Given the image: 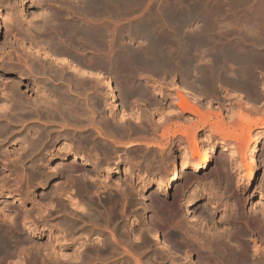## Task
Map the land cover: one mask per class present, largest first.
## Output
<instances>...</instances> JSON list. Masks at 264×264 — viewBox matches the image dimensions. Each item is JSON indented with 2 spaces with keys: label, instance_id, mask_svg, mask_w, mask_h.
I'll return each instance as SVG.
<instances>
[{
  "label": "rangeland",
  "instance_id": "1",
  "mask_svg": "<svg viewBox=\"0 0 264 264\" xmlns=\"http://www.w3.org/2000/svg\"><path fill=\"white\" fill-rule=\"evenodd\" d=\"M61 1L0 0V16H3L2 28L0 32V113L1 111L3 112V110L5 111L0 114V196L2 197H0V264H79L78 262H82L81 264H89L93 261L92 258H96L97 255L98 261L94 260L92 262L93 264H118V262H120L119 264H126L128 262V264H131L133 261L135 263L132 264H264V239H262V237L264 238V124L252 126L250 134H247L246 136V143L241 145V147H238V141L233 137V139H229L223 138L215 133L213 134L212 132L209 133L210 124L208 123H211L216 119L213 114L212 119L206 121L208 123L205 122L206 124H202V122H199L202 125L198 124L196 136L201 138L200 146L210 148L218 142L217 144L226 145L227 150L224 151L221 147L215 148L210 158V165L207 169L195 172L192 171L189 166L179 167V179L174 182L173 186L171 187H167L165 185L166 178L170 172L171 162L178 161V163H180L181 160L184 159V157L181 156V151H183V148L189 144V141L185 136L180 135L178 132H172L177 128H180L178 126L190 125L193 119H196L195 122H197L196 115H194L192 112L183 111L181 108L177 107L176 104L168 105L169 101L179 100L176 94L177 92L184 94L183 96H186V99L188 98V101L190 100L189 102L191 104H195L200 110L203 111H217L218 106L223 104L224 107L227 108V110H222L221 116L223 117V122L226 124L225 126L228 130H232L236 133L244 132L245 135L246 132L244 129H247L246 127L244 128V125L239 117L233 118L234 121H231L232 114L233 116L234 114L236 115V113H238V108H240L242 113L248 114V116L253 118V120H258L260 118L264 119V44L261 43L262 40L260 42L253 41L254 39L243 41V43L245 42L244 48L247 49L250 46L249 48L256 51L260 57L262 56L263 59H261L259 62L260 65L257 63L254 68L255 82L252 86H250L251 88L248 90L234 88V91H238L237 94L233 93L232 91H228L227 94H224L222 97L218 95V93L212 94L211 99H209L210 95H208L206 96L208 102L205 104L200 103L202 101L197 100L195 96H192V98L195 99H190V97L187 96V93L180 91L179 88L175 86L176 82L174 79V69L168 72V74H170L169 76L167 73H163V70H160V65H158L159 67H154L155 65L153 63H149L148 70H137L139 75L144 76L142 79H137V74L134 73L135 71L132 67L133 62L130 56L131 53H129V51L127 52L129 47L132 48L136 41L140 40V43L143 44L139 43V48L143 50L146 49V51L151 49L148 51L149 53L146 60L148 58L152 59L154 56H156V53H154L156 49L151 46L154 44V40L149 41L144 39V35L140 33L142 29H149L155 35H164L167 44L165 47L166 51L168 49H172L173 46L175 48L174 40L176 41L177 38L179 39V37H181V40H186V38H184L185 35L193 27H205L207 24L209 25L206 27L223 26L224 28L228 27L227 29H229V27L231 28V32L228 37H223V35H221L217 38V40H215L216 43H220H217L218 47L230 42L232 40L231 38L238 34L240 37H242V35H246L251 39L252 32L249 30L250 27H255V29L258 28L259 31L262 30V27H264V22L262 23L261 21L260 23V20L258 19L257 21L255 18L257 15H263L262 10L264 11V0H250L249 2L246 0L248 3L246 1L242 2L241 0H235L236 2H241L242 5L240 4V6L239 2L236 3L234 0H197L198 2L196 0H127L126 2L125 0L126 3L124 0H119L120 2L117 0V3H113L112 5L113 10L115 9V12H107L108 16L105 15L106 12L104 9H99L97 10L98 12H82L81 10L79 12H75L76 8L74 7V2L72 1L69 2L70 4H68L66 1L62 2L64 7L63 10L62 8L58 7V4L61 3ZM234 3L236 4L234 5ZM244 4L245 6H243ZM244 11H247V13ZM79 14L83 16L81 17ZM33 15L37 16L35 17ZM64 15L70 17L71 20L77 19L78 22L84 24L80 27H83V29L88 31V33L98 34V37L96 38L98 48L94 47L96 52L93 46L80 48L79 53L80 51L81 53L77 54L79 57L69 49L65 51L67 57L72 61H77V63H81L80 65L86 67L89 65L88 68L91 67L90 69L92 70V73H90V78L92 80L88 75L81 74L80 77L79 73L76 74L72 72L71 74V71H69L66 66H62L61 62L57 61H60V59H58V55L53 52L51 48H48L47 50L49 53L47 52L44 55V51L40 47L43 44V41H39V38L48 39L52 34L51 28L56 27V24L50 20L53 18V16H55L56 21L65 20L66 16L64 17ZM92 15L93 17H90ZM253 15L255 16L254 18L258 23L253 22L255 20ZM77 16H79L80 19ZM88 17L90 19L92 18V20H90ZM248 17L250 20L254 19L252 20V24L254 23L252 26L251 24L244 22ZM42 18H49V23L44 30H42L41 27H38L39 24L42 23ZM85 19H88L90 23H88L89 21ZM203 22H205V24ZM146 25L149 27L146 28ZM105 26L106 28L104 29ZM246 27H249L247 28L248 32H245ZM108 29L111 31V34L106 35V33L109 32ZM164 30L165 33L163 34ZM240 30L242 33L239 32ZM179 31L181 32L180 34H178ZM259 31L255 33L254 36L260 34L258 37H263L264 34H261L263 32L260 31L259 33ZM121 33L123 35H121ZM166 33L168 34L167 36H165ZM171 36L174 37L172 38ZM246 36L245 39L247 38ZM167 37L169 41L167 40ZM107 38L111 41L106 40ZM124 40L126 42L128 41V43L132 42L133 44L127 48L124 45ZM108 41L110 42L108 43ZM170 42L173 44L171 43L170 45ZM256 42L260 44L257 45ZM104 43H108L109 45ZM255 44L256 47L252 46ZM258 46H260V48ZM186 47L187 46L181 48L182 51L180 50L179 57L182 56L183 58L184 55H186L182 53L185 51ZM35 48L37 50L39 49V52ZM123 49H125V51ZM98 50L103 53H98ZM186 50H188V48ZM120 57L121 59H119ZM80 59L82 61H79ZM107 60H110L109 63H111L114 67L111 75L110 71L108 72V70L105 69V66L101 67L104 65L103 62H108ZM84 62L86 63L84 64ZM99 62H101V64H99ZM97 66L101 69H98ZM52 67L55 69H52ZM117 70L118 72L120 71L119 76H116ZM157 70L161 71L162 73L157 72ZM65 71L67 73H65ZM96 72L99 73L98 75H100L102 79H109L116 90L120 89L121 87H125L129 84V82L130 84L136 85L140 88L147 86L146 89H149V95L152 96L153 101H155L152 102L155 103L153 105L163 106L162 109L160 108L159 110H154L155 114H152L149 119L150 121H154L155 118H158V124L161 125L155 130L149 129L148 133L141 131V128L129 127V124L133 120L139 121L138 123L140 124L144 116L139 109V111L125 110L123 105L120 104V101L118 106H120L123 111L125 110L124 113H126L128 118L124 119V121L122 120L123 122L118 119L116 115V107L114 106V108H112V105L114 104L111 102L108 93H106L107 89L103 84V80L97 79V77H95L97 74ZM60 74L62 75L61 78L59 77ZM130 74L131 76H129ZM172 74H174V76ZM46 75H49L48 80ZM71 75H73V77ZM219 76L220 74H216L214 76V84L219 81L218 79H221ZM130 77L132 79H130ZM49 78H51L53 81ZM72 78L74 79L72 80ZM165 78L168 81H165ZM63 79L68 81L66 82ZM75 79H77V81H74ZM94 79H97V82L94 85V87L96 86V89L92 86L94 84ZM90 80L93 82V84L90 82ZM72 81L75 84L74 86ZM68 82H70L72 85H70ZM80 82L83 83L80 84ZM75 87L77 88L75 89ZM83 88L85 89L83 90ZM150 89H156L160 92H163V96L165 97L164 104L159 103L156 98L157 96H155L150 91ZM60 91L62 95L60 94ZM55 94L59 96H56ZM123 95H125V93L120 97H123ZM80 96H82V98ZM33 98L36 100H33ZM88 99L90 102L87 101ZM72 100H75L76 102L74 103ZM37 102H41V105L37 104ZM48 102L49 104H47ZM225 102H229V104L225 105ZM88 106L89 108H87ZM209 106L212 107L210 108ZM49 108H51V112L48 111ZM65 108L67 109L65 110ZM68 109L71 110L68 112ZM44 110H46V113ZM87 110L89 111L87 112ZM177 110H180V112ZM67 115H71L72 118ZM169 115L172 120L168 117ZM161 116H163V118H161ZM166 116L168 118H166ZM64 117H67L66 119L70 121H67L66 119L64 120ZM35 118H37V120ZM100 118H102V120ZM12 119L16 121L14 122ZM104 119L107 121V123ZM11 120L12 122H10ZM43 120L44 123H42ZM63 120L65 122L64 125H62L64 123ZM161 120L167 124L166 126L170 127H166L168 131L165 129V124ZM56 121L57 123L55 124ZM94 121L97 123V126L94 125ZM80 123L82 125H79ZM76 127L77 130L74 129ZM162 128L165 129V132L167 131L165 134L164 132L162 133V130L164 131ZM130 130H132V132H129ZM70 135H72L74 139ZM208 135L210 136L208 137ZM22 136H26L29 139L26 137L23 138ZM133 137H135V139H133ZM102 138L106 139L103 140ZM50 139H52V141ZM255 139H257L259 142V148L256 155L257 167L253 165V156L249 154L251 151V143ZM77 140L80 141L78 142L81 145L76 142ZM62 142L65 144L63 145ZM71 142L73 144H71ZM75 143L78 144L76 145ZM32 144L34 145L33 147ZM67 144H70L69 146H72L75 149L78 148L80 151L76 150L77 152H84L88 154V162L83 164L81 162L79 163V161L69 158L64 164L65 169L63 168L62 171L63 165L57 164L62 155L67 154L65 147ZM11 146L14 147V149ZM58 148L61 150H58ZM90 148L92 149L89 150ZM199 150L200 148H198V153ZM232 150L238 153V155L231 158L228 154ZM198 153L194 155L190 154L191 158H189V160L197 159L199 155ZM24 155L25 157L23 158ZM36 157L40 159L39 163H36L38 162V158ZM40 161L44 162L41 163ZM93 165L97 166V169H92ZM57 167L58 169H55ZM128 167L132 170L130 169L129 172H125L126 168L129 169ZM110 169H115L116 172L113 173V170ZM253 170L257 173V176L254 180H249L250 174ZM3 195L12 196L7 199L4 198ZM190 199L194 200L192 218H188V216L184 215L183 213V210L186 211V201ZM65 221L69 225H67ZM182 222L184 224H182ZM71 224L73 227L70 226ZM236 227L238 229H236ZM68 235L71 237L69 238ZM105 238H107V240ZM164 238H167L170 241V250L167 248L166 250L165 247H163L164 245L162 244L161 240ZM207 238L208 240H206ZM101 239L102 241H100ZM209 240L211 241L210 246L207 245ZM215 240L218 243H220L221 240H224L225 242L227 241L226 244L230 246L232 252L237 251V253H232L233 255L231 257L223 256V252L220 253L216 251L219 247L216 245L218 243H215ZM204 241L206 243L208 241V243L204 244ZM98 242H100V244ZM192 242H195V244L192 245ZM199 242L201 243L199 244ZM79 243L82 244L80 245ZM78 245L80 246L78 247ZM94 245L98 249L95 248ZM195 245L201 247H196L194 249L193 246ZM227 245L225 247L228 251ZM204 246H206V248H204ZM209 247L212 249H209ZM94 248L96 251H94ZM198 248L203 249L198 250ZM208 249L209 251H212V254L208 251ZM213 249L215 253L217 252L216 254L219 253L221 258L218 255L216 257ZM99 250L102 251L103 254L100 253ZM194 250H196V252H194ZM202 250L205 251L203 252ZM260 250L262 251L260 252ZM80 251H84V254ZM95 252L97 253L96 255ZM176 253H178L177 256ZM209 253L210 257H207L209 256ZM100 254L103 255V259L101 258ZM168 255L171 257L169 258ZM178 256H180L179 259ZM211 256L215 257L212 258ZM233 256H237L238 258ZM174 257L177 258L175 259ZM228 257L230 258L228 259ZM81 258L84 260L82 261ZM207 258L210 259L208 260ZM204 259H206V262ZM105 260L106 262H104Z\"/></svg>",
  "mask_w": 264,
  "mask_h": 264
},
{
  "label": "bare ground",
  "instance_id": "2",
  "mask_svg": "<svg viewBox=\"0 0 264 264\" xmlns=\"http://www.w3.org/2000/svg\"><path fill=\"white\" fill-rule=\"evenodd\" d=\"M61 0H59V2H60ZM67 2L68 4H70L69 2H74V7L76 8L75 9V12H79L80 10L82 11V12H84V11H97V10H99V9H104L105 10V12H106V16H108V14H107V12H112V11H114L113 10V3H117V0H64V1H61V3H59L58 4V7H60V8H62L63 10H64V7H63V5H62V2ZM119 1V0H118ZM197 1V0H196ZM199 1H201V0H199ZM235 1V0H234ZM237 1V0H236ZM235 1V2H236ZM242 2H244V1H246V0H241ZM250 0H248V2H249ZM256 1V0H255ZM262 1V0H261ZM120 2V1H119ZM124 2H125V0H124ZM123 2V3H124ZM126 2H127V0H126ZM125 2V3H126ZM192 2V1H191ZM198 2V1H197ZM222 2V1H221ZM228 2V1H227ZM226 2V3H227ZM239 2V1H238ZM238 2H236V3H238ZM247 2V1H246ZM247 2V3H248ZM44 3V2H43ZM53 3V2H52ZM201 3V2H200ZM236 3H234V5L236 4ZM247 3H245V4H247ZM263 3H264V1H263ZM121 4V3H120ZM240 4H241V2H239V6H240ZM245 4L243 5V6H245ZM127 5V4H126ZM135 5V4H134ZM223 5V4H222ZM242 5V4H241ZM115 6V5H114ZM117 6H118V4H117ZM190 6H191V4H190ZM196 6V5H195ZM200 6V5H199ZM203 6V5H202ZM255 6V5H254ZM125 7V6H124ZM123 7V8H124ZM205 7V6H204ZM221 7V6H220ZM235 7V6H234ZM238 7V6H237ZM262 7H263V4H262ZM197 8V7H196ZM200 8V7H199ZM241 8H243V7H241ZM204 9V8H203ZM103 10V11H104ZM118 10H120V9H118ZM218 10V9H217ZM221 10V9H220ZM226 10V9H225ZM240 10V9H239ZM245 10H246V8H245ZM69 11V10H68ZM72 11V10H71ZM173 11V10H172ZM224 11V10H223ZM241 11V10H240ZM247 11H248V9H247ZM247 11H244V12H246L247 13ZM48 12V11H47ZM74 12V11H73ZM98 12V11H97ZM99 12H101V11H99ZM115 12V11H114ZM117 12V11H116ZM119 12V11H118ZM179 12V11H178ZM177 12V13H178ZM222 12V11H221ZM262 12H263V15H257L256 17L253 15V18L255 17L256 19H257V21H258V19L260 20V23H261V21H262V23L264 22V11L262 10ZM44 13V12H43ZM90 13V12H89ZM102 13V12H101ZM170 13V12H169ZM198 13V12H197ZM226 13V12H225ZM249 13V12H248ZM49 14V13H48ZM74 14V13H73ZM94 14V13H93ZM100 14V13H99ZM116 14H119V13H116ZM185 14V13H184ZM242 14H243V12H242ZM38 15V14H37ZM37 15H33V16H37ZM40 15V14H39ZM68 15V14H67ZM72 15V14H71ZM70 15V16H71ZM80 16H81V14H79ZM41 16H42V14H41ZM66 15H64V17H65ZM83 16V15H82ZM81 16V17H82ZM112 16H114V15H112ZM182 16H184V15H182ZM206 16V15H205ZM252 16V15H251ZM251 16H250V18H251ZM39 17V16H38ZM43 17V16H42ZM46 17V16H45ZM47 17H49V16H47ZM59 17V16H58ZM62 17V16H61ZM76 17V16H75ZM78 18H79V16H77ZM90 17H93V15L92 16H90ZM96 17H97V15H96ZM95 17V18H96ZM175 17V16H174ZM89 18V17H88ZM184 18V17H183ZM204 18V17H203ZM254 18V19H255ZM38 19V18H37ZM80 19V18H79ZM90 19V18H89ZM139 19V18H138ZM149 19V18H148ZM186 19V18H185ZM194 19V18H193ZM192 19V20H193ZM247 19V20H246ZM245 20L246 21H244L245 23L247 22V24H251V26L256 22V19L254 20V19H249V17L248 18H246ZM250 21H249V20ZM85 20H87V21H89L88 19H85ZM84 20V21H85ZM90 20H92V18L90 19ZM140 20V19H139ZM142 20V19H141ZM169 20V19H168ZM195 20H196V18H195ZM194 20V21H195ZM198 20V19H197ZM201 20V19H200ZM235 20V19H234ZM240 20V19H239ZM238 20V21H239ZM252 20H254L253 22V24H252ZM2 21H3V16L1 15L0 16V32H1V28H2ZM50 21H52L54 24H56L55 26L56 27H53V28H51V32H52V34H51V36L48 38V39H45V38H39V41H43V44L40 46L41 47V49H43V53H44V55L48 52V48H51L52 49V51L53 52H55L57 55H58V59H60V61L59 60H57L58 62H61V64H62V66H66L68 69H69V71H71V74H72V72H74V73H79L80 74V77H81V74H83V75H88L89 76V78L91 77L90 76V73H92V70L90 69V68H88L89 67V65H87L88 67H86V66H82V65H80L79 63H77V61H72L70 58H68L67 57V55L65 54V51L66 50H71V51H73L76 55L79 53V50H80V48H82V47H86V46H93V48L95 47V48H98V46H97V43H96V38L98 37V34L96 33H88V31H86V30H84L83 29V27H80V26H83L84 24H82V23H80V22H78L77 21V19L76 20H71V18L70 17H67L66 16V18H65V20H57L56 21V18H55V16H53V18L50 20ZM55 21V22H54ZM105 21H107V20H105ZM104 21V22H105ZM146 21V20H145ZM148 21H150V20H148ZM202 21H204V20H202ZM99 22H100V20H99ZM141 22V21H140ZM243 22V21H242ZM249 22V23H248ZM251 22V23H250ZM30 23V22H29ZM49 23V18H42V23L41 24H39V26L38 27H41L42 28V30H44L45 29V27H47V24ZM88 23H90V21L88 22ZM103 23V22H102ZM115 23V22H114ZM204 24H205V22H203ZM209 23H211V22H209ZM256 23H258V22H256ZM259 23V24H260ZM143 24V23H142ZM147 24H148V22H147ZM150 24V23H149ZM159 24V23H158ZM202 24V23H201ZM211 24H214V23H211ZM227 24V23H226ZM192 25V24H191ZM196 25H198V24H196ZM209 24H207V25H205V27H193L191 30H189L188 31V33L185 35V37L184 38H186V40L185 39H183V40H181L180 38L181 37H179V39L177 38V40H179L180 41V43H179V50H181V48H183V47H185V46H187L186 47V49L188 48V50H186L185 49V51L184 52H182V53H184V54H186V55H184V57L182 58V56L181 57H179V53L180 52H178L179 50H177L176 48H178L177 47V45H176V42H175V40H174V42H173V40H172V42L174 43V45H175V48H174V46H173V48L172 49H168L167 51L165 50L166 48V38L164 37V35L163 36H161L160 34L159 35H155L153 32H151L149 29L147 30V29H142L141 31H140V33L142 34V35H144V39H147V40H154V44L153 45H151L154 49H156V51H154V53H156V56H154V58H148L149 60H147V62L148 61H151V62H149V63H153L154 65H155V67H156V65H157V67H159L158 65H160L161 67H162V70H163V73H167V75H169L170 76V74H168V72L169 71H171V70H177V67H178V69H179V67H180V69L182 68H184L185 70H187V71H191V70H195L194 68H192V67H196V69H197V71H198V67H199V63L200 62H204V64H205V66H206V68L205 67H203L202 66V68H205V69H208L207 67H210L211 69V72L212 73H210V75H211V78L213 79L214 78V76L216 75V74H220V78L221 79H218L219 81H217V82H219V83H222L223 81H224V79L222 78V77H224L225 78V76L228 74V75H235L234 76V78L233 79H235L236 80V84H239L242 88H245V89H250L251 87L250 86H252L253 84H254V82H255V79H254V68H255V66H256V64L258 63L259 65H260V61H261V59H262V56L260 57L259 56V54L256 52V51H254V50H251L249 47V50H248V48L246 49V48H244V43H243V41H246V40H253V41H261V43L262 44H264V27H262V30H260V31H262L263 33H261L262 35H263V37L261 36H259L258 37V35H260V34H257L256 36H254L255 35V33H257L258 31H259V29L257 30V29H255V27H250V31L252 32V34H251V36H252V38L250 39V38H248L246 35V39H245V36H243L242 35V37H240L239 36V34L238 35H234L235 37H233V38H231L230 40V42H228V43H226V44H224V45H222L221 47H218V45H215V40H217V38L218 37H220L221 35H223V37L224 36H226V37H228V35H230V32H231V28L229 27V29H227V28H224L223 26L221 27H206V26H208ZM222 25V24H221ZM237 25V24H236ZM89 26V25H88ZM107 26V25H106ZM106 26L104 27V29L106 28ZM147 26V25H146ZM151 26V25H150ZM156 26H157V24H156ZM201 26V25H200ZM211 26V25H210ZM93 27V26H92ZM149 26H147L146 28H148ZM153 27V26H152ZM98 28V27H97ZM108 28V27H107ZM151 28V27H150ZM159 28V27H158ZM171 28V27H170ZM178 28V27H177ZM238 28V27H237ZM236 28V29H237ZM247 28H249V27H246V30H245V32H248V29ZM87 29V28H86ZM89 29V28H88ZM136 29V28H135ZM239 29V28H238ZM240 29H241V27H240ZM102 30V29H101ZM113 30V29H112ZM152 30V29H151ZM154 30H155V28H154ZM157 30V29H156ZM161 30V29H160ZM104 31V30H103ZM110 33H109V32ZM108 31H106V32H108V33H106V35L108 34H111V31L108 29ZM115 31V30H114ZM127 31V30H126ZM158 31V30H157ZM157 31H156V33H157ZM243 31V30H242ZM260 31H259V33H260ZM116 32V31H115ZM128 32H130V31H128ZM174 32V31H173ZM235 32V31H234ZM239 32H241V30L239 31ZM244 32V31H243ZM244 32V33H245ZM29 33V32H28ZM117 33V32H116ZM165 33V30H164V32H163V34ZM181 32L179 31L178 32V34H180ZM184 33V32H183ZM242 33V32H241ZM103 34H105V33H103ZM237 34V33H236ZM26 35V34H25ZM106 35H104V36H106ZM121 35H123L122 33H121ZM120 35V36H121ZM168 34L166 33V35L165 36H167ZM113 36V35H112ZM111 36V37H112ZM161 36V37H160ZM184 36V35H183ZM30 37V36H29ZM100 37V36H99ZM123 37V36H122ZM126 37V36H125ZM170 37V36H169ZM172 37V36H171ZM174 37V36H173ZM172 37V38H173ZM225 37V38H226ZM106 38V37H105ZM131 38V37H130ZM141 38V37H140ZM7 39V38H6ZM122 39H124V38H122ZM133 39V38H132ZM171 39V38H170ZM106 40H110V39H106ZM167 40L169 41V39H168V37H167ZM33 41V40H32ZM111 41V40H110ZM110 41H108V43L110 42ZM125 41V40H124ZM136 41V40H135ZM135 41H134V43H135ZM140 41V40H139ZM139 41H138V43H139ZM142 41V40H141ZM194 41V42H193ZM195 41H198V42H203L202 44L203 45H205L204 44V42H208V43H206V44H209V43H212L211 44V46L212 45H214V47L216 48V49H219V50H221V51H223V53L221 52L220 53V51L218 50L217 52H218V55L215 53V56H214V60L213 61H211V60H209V59H205V56L203 55V56H199L198 54V56H196L195 54H194V52H193V45L194 44H192V43H195ZM105 42H107V41H105ZM113 42V41H112ZM123 42V41H122ZM137 42V41H136ZM144 42V41H143ZM172 42H170V45H171V43ZM192 42V43H191ZM222 42V41H221ZM248 42V41H247ZM102 43V42H101ZM108 43H104V44H108ZM145 43V42H144ZM172 43V44H173ZM217 43H219V42H217ZM250 43V42H249ZM257 43V45H259L258 44V42H256ZM99 44V43H98ZM128 44H130V43H128ZM140 44H142V43H140ZM220 44V43H219ZM252 44V43H251ZM109 45V44H108ZM131 45V44H130ZM135 45V44H134ZM139 45V44H138ZM169 45V44H168ZM169 45V46H170ZM183 45V46H182ZM185 45V46H184ZM200 45V44H199ZM249 45V44H248ZM102 46H105V45H102ZM114 46V45H113ZM168 46V47H169ZM252 46H254V47H256V44L255 45H252ZM263 46V45H262ZM23 47V46H22ZM30 47V46H29ZM112 47V46H111ZM135 47H138V46H136L135 45ZM145 47V46H144ZM259 48H260V46H258ZM95 48H94V50H95ZM104 48V47H103ZM106 48V47H105ZM130 48V47H129ZM146 48V47H145ZM196 48V47H195ZM203 48V47H202ZM253 48V47H252ZM27 49V48H26ZM30 49V48H29ZM36 49V48H35ZM44 49H46V50H44ZM90 49H92V48H90ZM100 49V48H99ZM107 49V48H106ZM110 49V48H109ZM141 51V53H140V56L141 57H144V58H147L148 57V51H150V50H148V51H146V49L145 50H143V49H141V48H139ZM149 49V48H148ZM203 49H205V48H203ZM37 50V49H36ZM36 50H34V51H36ZM39 50V49H38ZM37 50V51H38ZM124 51H125V49H123ZM133 50V49H132ZM196 50H197V48H196ZM199 50V49H198ZM200 50H202L201 48H200ZM256 50V49H255ZM99 51V50H98ZM97 51V52H98ZM102 51V50H101ZM114 51V50H113ZM131 50H129V52H130ZM182 51V50H181ZM260 51H261V49H260ZM39 52V51H38ZM41 52V51H40ZM95 52H96V50H95ZM105 52V51H104ZM128 52V51H127ZM127 52H126V54H127ZM49 53V52H48ZM80 53H81V51H80ZM79 53V54H80ZM98 53H103V52H98ZM135 53H136V51H135ZM151 53V52H150ZM168 53H170V54H168ZM73 54V53H72ZM97 55V54H96ZM106 55H107V53H106ZM132 55V54H131ZM130 55V56H131ZM263 55V54H262ZM19 56H21V55H19ZM78 56V55H77ZM93 56V55H92ZM108 56V55H107ZM112 56V55H111ZM129 56V57H130ZM136 56V55H135ZM210 56H212V55H210ZM220 56V57H219ZM45 57V56H44ZM48 57V56H47ZM79 57V56H78ZM91 57V56H90ZM113 57V56H112ZM127 57H128V55H127ZM134 57V56H133ZM194 57L196 58L197 57V60H196V62L195 61H193L194 60ZM206 57H207V55H206ZM219 57V58H218ZM43 58V57H42ZM49 58V57H48ZM93 58V57H92ZM100 58V57H99ZM110 58V57H109ZM136 58V57H135ZM180 58H182V59H180ZM207 58H209V57H207ZM212 58V57H211ZM23 59V58H22ZM50 59V58H49ZM53 59V58H52ZM57 59V58H56ZM83 59V58H82ZM98 59V58H97ZM101 59V58H100ZM107 59H108V57H107ZM116 59V58H115ZM119 59H121V57L119 58ZM118 59V60H119ZM213 59V58H212ZM264 59V58H263ZM262 59V60H263ZM86 60V59H85ZM111 60V59H110ZM110 60H107L108 62L110 61ZM134 60V59H133ZM133 60H132V62H133ZM137 60H138V58H137ZM137 60H135V61H137ZM56 61V60H55ZM79 61H82L81 59L79 60ZM96 61V60H95ZM98 61V60H97ZM119 61H121V60H119ZM123 61V60H122ZM140 61V60H139ZM138 61V62H139ZM143 61V60H142ZM141 61V62H142ZM51 62V61H50ZM101 62H103V61H101ZM101 62H99V64H101ZM195 62V63H194ZM198 62V63H197ZM211 62V63H210ZM52 63V62H51ZM86 62H84V64H85ZM104 63V62H103ZM113 63V62H112ZM140 63V62H139ZM43 64V63H42ZM53 64H54V62H53ZM52 64V65H53ZM98 64V63H97ZM105 64H107V63H105ZM105 64L103 65V66H101V65H99V66H101V67H104L105 66ZM111 63H109V65H110ZM138 64V63H137ZM209 64V65H208ZM51 65V66H52ZM57 65V64H56ZM60 65V64H59ZM58 65V66H59ZM108 65V66H109ZM135 65V64H134ZM143 65V64H142ZM142 65L140 66V67H142ZM61 66V65H60ZM60 66H59V68H60ZM108 66H107V68H108ZM139 66V65H138ZM262 66V65H261ZM25 67V66H24ZM44 67V66H43ZM137 67V66H136ZM153 67V66H152ZM40 68V67H39ZM46 68V67H45ZM44 68V69H45ZM51 68V67H50ZM57 68V67H56ZM97 68H98V66H97ZM201 68V67H200ZM199 68V69H200ZM214 68H218L220 71H223L224 73H227L225 76H223L222 74H221V72H219L218 71V69L215 71V70H213ZM43 69V70H44ZM52 69H55V68H53L52 67ZM63 69V68H62ZM61 69V70H62ZM93 69V68H92ZM98 69H101L100 67L98 68ZM137 69H138V67H137ZM140 69V68H139ZM30 70V69H29ZM58 70V69H57ZM64 70V69H63ZM67 70V69H66ZM103 70V69H102ZM110 70V69H109ZM109 70H108V72H109ZM111 70H112V68H111ZM110 70V71H111ZM155 70V69H154ZM159 70V69H158ZM157 70V71H158ZM161 70V69H160ZM184 70V71H185ZM263 70H264V68H263ZM50 71V70H49ZM53 71H55V70H53ZM99 71V70H98ZM144 71V70H143ZM203 71V70H202ZM257 71V70H256ZM19 72V71H18ZM37 72H39V71H37ZM57 72V71H56ZM62 72H64V71H62ZM95 72V71H94ZM100 72V71H99ZM107 72V73H108ZM141 72V71H140ZM146 72V71H145ZM183 72V71H182ZM206 72H208L207 70H206ZM31 73V72H30ZM41 73V72H40ZM65 73H67L66 71H65ZM97 73V72H96ZM95 73V74H96ZM135 73V72H134ZM157 73V72H156ZM155 73V74H156ZM159 73H160V71H159ZM162 73V72H161ZM258 73V72H257ZM52 74V73H51ZM63 74V73H62ZM95 74H91V75H95ZM99 73H97L96 74V76L95 77H97V79H102L101 77H100V75H98ZM139 74V73H138ZM138 74H137V77H139L138 76ZM153 74V73H152ZM177 74V73H176ZM188 75H189V73H187ZM207 74V73H206ZM21 75V74H20ZM54 75V74H53ZM56 75V74H55ZM58 75V74H57ZM75 75V74H74ZM110 75H111V73H110ZM145 75V74H144ZM162 75V74H161ZM166 75V76H167ZM173 76H174V74H172ZM185 75V74H184ZM227 75V76H228ZM35 76V75H34ZM38 76V75H37ZM41 76V75H40ZM47 76V80H48V76L49 75H46ZM61 74H60V78H61ZM72 77H73V75H71ZM129 76H131V74L129 75ZM133 76V75H132ZM135 76V75H134ZM141 76V75H140ZM152 76V75H151ZM179 76H182L181 74L179 75ZM179 76H177V77H179ZM218 76V75H217ZM222 76V77H221ZM226 76V77H227ZM257 76V75H256ZM55 77V76H54ZM64 77V76H63ZM62 77V78H63ZM86 77V76H85ZM94 77V78H95ZM144 77V76H143ZM162 77H164V76H162ZM185 77V76H184ZM199 77V76H198ZM218 77V78H219ZM45 78V77H44ZM59 78V79H60ZM75 78H76V76H75ZM82 78H84V77H82ZM87 78V77H86ZM106 78V77H105ZM131 78V77H130ZM142 78V77H141ZM154 78V77H153ZM171 78V77H170ZM179 78H181V77H179ZM187 78V77H186ZM193 78V77H192ZM191 78V79H192ZM201 78H202V76H201ZM231 77H229V79H230ZM256 78V77H255ZM49 79H51V78H49ZM74 78H72V80H73ZM79 79V78H78ZM91 79V78H90ZM97 79L95 80H93V82H94V84H93V82L90 80V82L93 84L92 86L94 87V85H95V83L97 82ZM132 79V78H131ZM162 79V78H161ZM164 79V78H163ZM177 79V78H176ZM184 78H183V76H182V78H181V80H183ZM190 79V78H189ZM194 79V78H193ZM195 79H196V77H195ZM198 79V78H197ZM207 79V78H206ZM232 79V80H233ZM52 80V79H51ZM63 80H65V79H63ZM83 80V79H82ZM81 80V81H82ZM103 80V84H104V86L106 87V89H107V92L106 93H108V96H109V98H110V100H111V102L114 104V105H112L113 107L112 108H114V106L116 107V115H117V117H118V119H120L121 121L123 120L124 121V119H126V118H128L127 117V115H126V113H124V111L122 110V108L120 107V106H118L119 105V98H118V92H117V90H116V88L114 87V85L113 84H111V82L109 81V79H102ZM135 80H136V78H135ZM144 80H146V79H144ZM179 80V79H178ZM228 80V79H227ZM53 81V80H52ZM59 81H61V80H59ZM66 81V80H65ZM68 81V80H67ZM66 81V82H67ZM74 81H77V79H75ZM165 81H168V80H166V78H165ZM187 81V80H186ZM226 81V80H225ZM225 81L223 82V84L225 83ZM231 81V80H230ZM45 82V81H44ZM48 82V81H47ZM71 82V81H70ZM70 82H68L69 84H70ZM73 82V81H72ZM79 82V81H78ZM77 82V83H78ZM86 82V81H85ZM99 82V81H98ZM102 82V81H101ZM128 82V81H127ZM145 82V81H144ZM158 82V81H157ZM177 82V81H176ZM183 82V81H182ZM185 82V81H184ZM194 82V81H193ZM199 82V81H198ZM216 82V81H215ZM232 82H234V81H231V82H229V84H231ZM57 83V82H56ZM62 83V82H61ZM65 83V82H64ZM76 83V84H77ZM81 83H83V82H80V84ZM88 83V82H87ZM143 83V82H142ZM187 83H188V81H187ZM191 83V82H190ZM227 84H228V81L226 82ZM225 83V85L226 86H228L227 88H229L230 86H229V84L227 85ZM19 84V83H18ZM86 84V83H85ZM89 84V83H88ZM123 84V83H122ZM129 84H130V82H129ZM141 84V83H140ZM151 84V83H150ZM171 84V83H170ZM189 84V83H188ZM196 84V83H195ZM204 84V83H203ZM212 84H214V83H212ZM234 83H232V85H233ZM16 85V84H15ZM32 85V84H31ZM53 85V84H52ZM65 85V84H64ZM70 85H72V84H70ZM75 84H74V82H73V86H74ZM79 85V84H78ZM83 85V84H82ZM87 85V84H86ZM138 85V84H137ZM148 85V84H147ZM200 85H201V82H200ZM35 86V85H34ZM37 86V85H36ZM72 86V87H73ZM91 86V87H92ZM97 86H98V84H97ZM126 86H128V85H126ZM125 86V87H126ZM131 86V85H130ZM176 86V85H175ZM182 86V88H183V91L184 90H188V87L186 86V85H184V84H182L181 85ZM180 86V87H181ZM17 87V86H16ZM32 87H33V85H32ZM81 87H83V86H81ZM96 87V86H95ZM94 87V88H95ZM147 87V86H146ZM146 87H144L145 88V90H146ZM173 87V86H172ZM178 87V86H177ZM191 87V86H190ZM193 87H195V86H193ZM192 87V88H193ZM212 87V86H211ZM220 87V86H219ZM223 87V86H222ZM234 87H236V88H240V87H237V85L235 86L234 85ZM42 88H44V87H42ZM55 88V87H54ZM71 88V87H70ZM74 88V87H73ZM77 87H75V89H76ZM79 88V87H78ZM86 88H87V86H86ZM93 88V89H94ZM131 88V87H130ZM152 88V87H151ZM154 88V87H153ZM174 88H176V87H174ZM181 88V89H182ZM192 88H190V90L192 89ZM215 88V87H214ZM231 88V87H230ZM62 89H63V87H62ZM61 89V90H62ZM68 90H70L69 88H67ZM85 88H83V90H84ZM88 89V88H87ZM86 89V90H87ZM96 89V88H95ZM121 89V88H120ZM204 89V88H203ZM218 89V88H217ZM60 90V89H59ZM85 90V91H86ZM154 90H156V89H154ZM161 90V89H160ZM194 89H192V91H193ZM210 90H211V88H210ZM226 90V89H225ZM231 90V89H230ZM236 90V89H235ZM24 91V90H23ZM34 91V90H33ZM48 91V90H47ZM58 91V90H57ZM63 91V90H62ZM191 91V92H192ZM201 91V90H200ZM209 91V90H208ZM243 91V90H242ZM41 92V91H40ZM45 92V91H44ZM127 92V91H126ZM129 92H132V90L131 91H129ZM155 92V91H154ZM188 92V91H187ZM186 92V93H187ZM235 92H237L238 93V91H235ZM43 93V92H42ZM46 93V92H45ZM51 93H52V91H51ZM70 93V92H69ZM86 93V92H85ZM138 93V92H137ZM145 93V92H144ZM160 93H162V92H160ZM166 93V92H165ZM195 93V92H194ZM200 93V92H199ZM209 93V92H208ZM207 93V94H208ZM214 93V92H213ZM29 94V93H28ZM59 94V93H58ZM60 94H61V91H60ZM123 94V93H122ZM135 94V93H134ZM156 94V93H155ZM192 94H193V92H192ZM242 94V93H241ZM244 94V93H243ZM250 94V93H249ZM53 95V94H52ZM56 95V94H55ZM54 95V96H55ZM62 95V94H61ZM82 95V94H81ZM164 95H166V94H164ZM168 95H170V94H168ZM174 95V94H173ZM173 95H171V96H173ZM184 94H180L179 92H178V94H177V96H178V98H179V100H175L174 102H173V104H176L177 105V107H179V108H181V110H183V111H190V112H192L194 115H196V118H197V122H195V120L193 119L192 120V123L190 124V125H181V124H183V123H181L180 125L181 126H178V127H180V128H177L175 131H171L172 133H180V135H183V136H185L186 138H187V140L189 141V144H188V146H186V147H184L183 148V151H181L182 153H181V156L182 157H184V159H182L181 160V162L180 163H178V161H172L171 162V164H170V172H169V175H168V177L166 178V181H165V185L167 186V187H171V186H173V184H174V182H176L178 179H179V167H186V166H189V168L192 170V171H195V172H197V171H200V170H203V169H207L208 167H209V165H210V158H211V156H212V153L214 152V149L215 148H217V147H221V148H223V150L225 151V150H227L226 148V145H224V144H215V145H213V146H211L210 148H205V147H202V146H200V139L201 138H199V137H197L196 136V129H197V127H198V124H200L199 122H202V124H204L206 121H208L209 119H212V114L216 117V119L213 121V122H206V123H208V124H210V132L209 133H215V134H217V135H220L221 137H223V138H231V139H233V138H235L237 141H238V147H241V145H243V144H245L246 143V140H247V134L249 135L250 134V132H251V128H252V126H258V125H262V124H264V119H262V118H260V119H258V120H253V118H251L250 116H248V114H245V113H242L241 112V110H240V108H238V113H236V115L234 114V116H233V114H232V116H231V121H234V119L233 118H240L241 119V122L243 123V125H244V128L246 127L247 129H244L245 130V132H246V134L244 135V132H239V133H236V132H234V131H232V130H228L227 128H226V124L223 122V117L221 116L222 115V110H227V108L226 107H224V105L223 104H221L220 106H218V110L217 111H209V112H207V111H203V110H200L195 104H191L189 101H188V98L186 99V96H183ZM208 95H210V93L208 94ZM220 95V94H219ZM32 96V95H31ZM44 96V95H43ZM56 96H59V95H56ZM78 96V95H77ZM162 96H163V94H162ZM188 96V95H187ZM191 96V95H190ZM193 96V95H192ZM196 96V95H195ZM216 96V95H215ZM221 96V95H220ZM45 97V96H44ZM62 97V96H61ZM64 97V96H63ZM79 97V96H78ZM81 98H82V96H80ZM138 97V96H137ZM140 97V96H139ZM152 97V96H151ZM154 97V96H153ZM169 97V96H168ZM200 97H201V95H200ZM32 98V97H31ZM60 98V97H59ZM58 98V99H59ZM94 98V97H93ZM165 98V97H164ZM163 98V99H164ZM172 98V97H171ZM215 98V97H214ZM221 98V97H220ZM57 99V98H56ZM143 99V98H142ZM147 99V98H146ZM175 99V98H174ZM191 99V98H190ZM195 99V98H194ZM209 99H211V95H210V98ZM33 100H36V99H34L33 98ZM33 100H31V101H33ZM69 100V99H68ZM71 100V99H70ZM206 100H207V98H206ZM19 101V100H18ZM74 103L76 102L75 100H72ZM87 101H89V99L87 100ZM93 101H94V99H93ZM96 101V100H95ZM139 101V100H138ZM137 101V102H138ZM162 101V100H161ZM210 101V100H209ZM219 101H220V99H219ZM218 101V102H219ZM223 101V100H222ZM45 102V101H44ZM69 102V101H68ZM90 102V101H89ZM126 102H127V100H126ZM152 102H155V101H152ZM165 102V101H164ZM208 102V101H207ZM221 102V101H220ZM34 103V102H33ZM41 103V102H40ZM40 103H38L37 102V104H40ZM51 103H53V102H51ZM70 103V102H69ZM94 103V102H93ZM111 103V104H112ZM150 103V102H149ZM160 103V102H159ZM193 103V102H192ZM223 103V102H222ZM47 104H49V102L47 103ZM64 104H65V102H64ZM64 104H61V105H64ZM73 104V103H72ZM88 104V103H87ZM108 104V103H107ZM121 104V103H120ZM137 104V103H136ZM140 104V103H139ZM152 104H155V103H152ZM208 104V103H207ZM210 104V103H209ZM219 104V103H218ZM41 105V104H40ZM46 105V104H45ZM56 105V104H55ZM54 105V106H55ZM60 105V104H59ZM75 105V104H74ZM77 105H78V103H77ZM106 105V104H105ZM109 105V104H108ZM175 105V106H176ZM201 105V104H200ZM26 106V105H25ZM37 106V105H36ZM47 106V105H46ZM49 106H51V105H49ZM202 106V105H201ZM206 106V105H205ZM29 107V106H28ZM65 107V106H64ZM67 107V106H66ZM90 107H92V106H90ZM104 107V106H103ZM156 107V106H155ZM154 107V108H155ZM161 107V106H160ZM207 107V106H206ZM210 107V106H209ZM212 107V106H211ZM210 107V108H211ZM45 108V107H44ZM68 108V107H67ZM67 108H65V110L67 109ZM70 108H71V106H70ZM87 108H89V106L87 107ZM108 108V107H107ZM110 108V107H109ZM136 108V107H135ZM143 108V107H142ZM151 108V107H150ZM209 108V109H210ZM28 109V108H27ZM38 109H40V108H38ZM42 109H43V107H42ZM62 109H64V108H62ZM95 109H96V107H95ZM160 109V108H159ZM203 109V108H202ZM236 109V108H235ZM20 110V109H19ZM71 110V109H70ZM69 109H68V112L70 111ZM84 110V109H83ZM91 110V109H90ZM111 110V109H110ZM115 110V109H114ZM138 110V109H137ZM149 110V109H148ZM165 110V109H164ZM205 110V109H204ZM210 110H212V109H210ZM45 111V113H46V110H44ZM48 111L49 112H51V108H49L48 109ZM62 111H64V110H62ZM89 110H87V112H88ZM139 111V110H138ZM145 111V110H144ZM166 111V110H165ZM168 111H171V110H168ZM180 111V110H179ZM254 111H257V110H254ZM3 112H5L4 110H3ZM2 111H1V113L0 114H2L3 113ZM59 112V111H58ZM60 112H61V110H60ZM66 112V111H65ZM84 112V111H83ZM82 112V113H83ZM91 112V111H90ZM113 112V111H112ZM147 112V111H146ZM235 112V111H234ZM37 113V112H36ZM73 113V112H72ZM81 113V112H80ZM114 113H115V111H114ZM140 113V112H139ZM157 113V112H156ZM166 113V112H165ZM7 114H9V113H7ZM7 114H5V115H7ZM40 114V113H39ZM61 114H63V113H61ZM60 114V115H61ZM76 115H78L77 113H75ZM127 114H129V113H127ZM145 114V113H144ZM147 114V113H146ZM145 114V115H146ZM164 114V113H163ZM171 114V113H170ZM59 115V116H60ZM139 115V114H138ZM150 115V114H149ZM148 115V116H149ZM166 115V114H165ZM2 116V115H1ZM66 116V115H65ZM67 116H69V115H67ZM79 116H80V114H79ZM85 116V115H84ZM147 116V115H146ZM174 116V115H173ZM183 116V115H182ZM3 117V116H2ZM9 117V116H8ZM12 117V116H11ZM10 117V118H11ZM33 117V116H32ZM38 117H39V115H38ZM69 117H71V115L69 116ZM96 117V116H95ZM116 117V116H115ZM151 117V116H150ZM149 117V118H150ZM169 118H170V115L168 116ZM167 116H166V118H168ZM191 117V116H190ZM9 118V119H10ZM52 118V117H51ZM67 117H64V120L66 119ZM72 118V117H71ZM103 118V117H102ZM102 118H100L101 120H102ZM136 118V117H135ZM161 118H163V116H161ZM176 118V117H175ZM184 118V117H183ZM193 118V117H192ZM34 119V118H33ZM33 119H31V120H33ZM36 120H37V118H35ZM47 119V118H46ZM80 119V118H79ZM84 119V118H83ZM100 119H98V120H100ZM115 119V118H114ZM153 119V118H152ZM171 119V118H170ZM187 119V118H186ZM191 119V118H190ZM13 121H14V119H12ZM12 120L10 121V122H12ZM29 120V119H28ZM39 120V119H38ZM49 120V119H48ZM52 120V119H51ZM59 120V119H58ZM64 120H63V122H64ZM67 120V119H66ZM96 120V119H95ZM100 120V121H101ZM105 120V119H104ZM111 120V119H110ZM130 120V119H129ZM144 120V119H143ZM148 121H149V119H147ZM172 120V119H171ZM16 121V120H15ZM14 121V122H15ZM54 121V120H53ZM67 121H70V120H67ZM66 121V122H67ZM71 121H72V119H71ZM83 121V120H82ZM106 121V120H105ZM105 121H104V123H105ZM122 121V122H123ZM134 121V120H133ZM153 121V120H152ZM152 121H150V122H152ZM162 121V120H161ZM185 121V120H184ZM188 121V120H187ZM9 122V123H10ZM13 122V123H14ZM47 122V121H46ZM51 122V121H50ZM59 122V121H58ZM75 122V121H74ZM92 122V121H91ZM111 122V121H110ZM114 122V121H113ZM120 122V121H119ZM126 122V121H125ZM129 122V121H128ZM159 122V121H158ZM162 122H164V121H162ZM167 122H169V121H167ZM171 122V121H170ZM193 122H195V123H193ZM23 123V122H22ZM42 123H44V120H43V122ZM57 123V121L55 122V124ZM62 123V122H61ZM77 123V122H76ZM94 123H95V121H94ZM93 123V124H94ZM106 123H107V121H106ZM115 123V122H114ZM205 123V124H206ZM46 124H48V123H46ZM51 124V123H50ZM65 124V122L62 124V125H64ZM67 124V123H66ZM70 124V123H69ZM75 124V123H74ZM89 124V123H88ZM154 124H155V122H154ZM157 125H154V126H159L158 125V123H156ZM164 124H165V122H164ZM202 124H200V125H202ZM24 125V124H23ZM54 125V124H53ZM52 125V126H53ZM79 125H82L81 123L79 124ZM84 125V124H83ZM86 125V124H85ZM94 125H96L97 126V123H95ZM104 125V124H103ZM106 125V124H105ZM112 125V124H111ZM115 125V124H114ZM117 125H118V123H117ZM123 125H125V124H123ZM161 125V124H160ZM167 124H165V129H166V127H168V126H166ZM73 126H75V125H73ZM78 126V125H77ZM113 126V125H112ZM81 127V126H80ZM151 127V126H150ZM200 127V126H199ZM260 127V126H259ZM21 128V127H20ZM34 128V127H33ZM45 128V127H44ZM93 128V127H92ZM107 128V127H106ZM123 128V127H122ZM161 128V127H160ZM168 128H170V127H168ZM46 129H48V128H46ZM55 129V128H54ZM74 129H76L77 130V127L76 128H74ZM89 129H91V128H89ZM125 129V128H124ZM162 129H164V128H162ZM165 129H164V131L162 130V133L164 132V134L168 131L167 129V131L165 132ZM174 129V128H173ZM261 129V128H260ZM263 129V128H262ZM20 130V129H19ZM58 130V129H57ZM106 130V129H105ZM143 130H144V128H143ZM152 130H155V128H153ZM243 130V131H244ZM48 131V130H47ZM56 131V130H55ZM73 131H75V130H73ZM101 131H103V130H101ZM108 131V130H107ZM107 131H105V132H107ZM122 131H123V129H122ZM4 132V131H3ZM33 132V131H32ZM51 132V131H50ZM90 132H91V130H90ZM109 132V131H108ZM113 132V131H112ZM148 132V131H147ZM151 132V131H150ZM170 132V131H169ZM259 132H260V130H259ZM2 133V132H1ZM52 133V132H51ZM59 133V132H58ZM69 133V132H68ZM67 133V134H68ZM87 133V132H86ZM97 133V132H96ZM115 133V132H114ZM123 133H124V131H123ZM128 133V132H127ZM145 133V132H144ZM161 133V134H162ZM64 134V133H63ZM66 134V133H65ZM90 134V133H89ZM103 134V133H102ZM151 134V133H150ZM156 134V133H155ZM208 134V133H207ZM6 135V134H5ZM22 135V134H21ZM31 135V134H30ZM83 135V134H82ZM81 135V136H82ZM84 135H85V133H84ZM83 135V136H84ZM113 135V134H112ZM117 135V134H116ZM135 135V134H134ZM154 135V134H153ZM172 135V134H171ZM174 135V134H173ZM179 135V134H178ZM197 135H199V134H197ZM2 136V135H1ZM7 136V135H6ZM73 139H74V137L72 136V135H70ZM115 136V135H114ZM137 136V135H136ZM135 136V137H136ZM210 135H208V137H209ZM256 136V135H255ZM23 137V136H22ZM26 136H24L23 138H25ZM56 137V136H55ZM55 137H53V138H55ZM86 137V136H85ZM91 137H92V135H91ZM97 137V136H96ZM108 137V136H107ZM135 137H133V139H135ZM153 137V136H152ZM169 137V136H168ZM233 137V138H232ZM4 138H5V136H4ZM27 138V137H26ZM90 138V137H89ZM101 138V137H100ZM139 138V137H138ZM145 138H147V137H145ZM27 139H29V138H27ZM42 139H44V138H42ZM103 139V138H102ZM104 139H106V138H104ZM103 139V140H104ZM111 139V138H110ZM137 139V138H136ZM15 140V139H14ZM51 141H52V139H50ZM57 140V139H56ZM93 140V139H92ZM91 140V141H92ZM101 140V139H100ZM102 140V141H103ZM225 140V139H224ZM45 141V140H44ZM75 141V140H74ZM79 140H77L76 142H78ZM82 141V140H81ZM91 141H89V142H91ZM107 141V140H106ZM109 141V140H108ZM30 142V141H29ZM32 142V141H31ZM59 142V141H58ZM57 142V143H58ZM80 142V141H79ZM78 142V143H79ZM85 142V141H84ZM213 142H215V141H213ZM0 143H1V141H0ZM17 143V142H16ZM34 143V142H33ZM69 143V142H68ZM78 143H75L76 145L78 144ZM82 143V142H81ZM96 143V142H95ZM113 143H114V140H113ZM222 143V142H221ZM25 144V143H24ZM27 144V143H26ZM62 144H63V142H62ZM65 144V143H64ZM63 144V145H64ZM71 144H73L72 142H71ZM80 144V143H79ZM98 144V143H97ZM104 144V143H103ZM112 144V143H111ZM110 144V145H111ZM18 145V144H17ZM17 145H15V146H17ZM30 145V144H29ZM70 144H67L65 147H66V152H67V154H65V155H62V157L60 158V160H58L59 162H58V164L57 165H63V167H62V171H63V168H64V164L66 163V161L70 158V159H73V160H76V161H79V163L81 162V163H83V164H85L86 162H88V154H86V153H84V152H77L76 150H78V146L76 147L77 149H75V148H73L72 146H69ZM81 145V144H80ZM96 145V144H95ZM105 145V144H104ZM125 145V144H124ZM240 145V146H239ZM25 146H27V145H25ZM34 145L32 144V147H33ZM74 146V145H73ZM84 146V145H83ZM100 146V145H99ZM115 146H117V145H115ZM114 146V147H115ZM12 147V146H11ZM31 147V146H30ZM75 147V146H74ZM81 147V146H80ZM90 147V146H89ZM104 147V146H103ZM106 147V146H105ZM236 147V146H235ZM13 149H14V147H12ZM29 148V147H28ZM40 148V147H39ZM86 148V147H85ZM198 148H200V150H199V153H198ZM258 148H259V142H258V140L257 139H255V140H253V142L251 143V148H250V155L251 156H253L252 157V163H253V165H255V167H257V162H256V155H257V152H258ZM10 149V148H9ZM36 149V148H35ZM60 148H58V150H59ZM81 149H82V147H81ZM92 148H90L89 150H91ZM234 149V148H233ZM11 150V149H10ZM57 150V151H58ZM61 150V149H60ZM64 150V149H63ZM78 151H80V150H78ZM81 151H83V150H81ZM86 151H88V150H86ZM229 151V150H228ZM6 152V151H5ZM19 152V151H18ZM61 152V151H60ZM91 152V151H90ZM89 152V153H90ZM112 152V151H111ZM114 152V151H113ZM28 153V152H27ZM32 153V152H31ZM199 154L198 155V158L197 159H193V160H189V158H191L190 157V154ZM9 154V153H8ZM94 154V153H93ZM13 155V154H12ZM35 155V154H34ZM50 155V154H49ZM231 158L232 157H235V156H237L238 155V153H236L235 151H231V152H229V154H228ZM11 156V155H10ZM14 157H16L15 155H13ZM12 156V157H13ZM18 156V155H17ZM19 156H21V155H19ZM28 156V155H27ZM117 156V155H116ZM13 157V158H14ZM22 157V156H21ZM25 157V155L23 156V158ZM29 157V156H28ZM27 157V158H28ZM40 157V156H39ZM255 157V158H254ZM17 158V157H16ZM35 158V157H34ZM36 158H38V157H36ZM131 158V157H130ZM187 158H188V160H187ZM21 159V158H20ZM31 159V158H30ZM29 159V160H30ZM91 159V158H90ZM122 159V158H121ZM128 159V158H127ZM38 160V162H36V163H39V158L37 159ZM43 160V159H42ZM46 160V159H45ZM134 160V159H133ZM132 160V161H133ZM141 160V159H140ZM47 161V160H46ZM41 162V161H40ZM44 162V161H43ZM43 162H41V163H43ZM25 163V162H24ZM35 163V164H36ZM92 163V162H91ZM95 163V162H94ZM34 164V165H35ZM135 164V163H134ZM37 165V164H36ZM43 165V164H42ZM41 165V166H42ZM31 166V165H30ZM59 167V166H58ZM58 167L57 168H55V169H58ZM93 168L92 169H97V166H92ZM75 168V167H74ZM129 168V167H128ZM20 169H22V168H20ZM25 169V168H24ZM32 169V168H31ZM34 169V168H33ZM65 169V168H64ZM99 169V168H98ZM130 169L131 168H129V169H127L126 168V170H125V172H129L130 171ZM40 170V169H39ZM110 170H113V173H115L116 171H115V169H110ZM124 170V169H123ZM132 170V169H131ZM22 171V170H21ZM57 171V170H56ZM59 171V170H58ZM67 171V170H66ZM69 171H70V169H69ZM25 172V171H24ZM68 172V171H67ZM111 172V171H110ZM29 173V172H28ZM36 173H38V172H36ZM35 173V174H36ZM72 173V172H71ZM131 173V172H130ZM35 174H33V175H35ZM60 174H61V172H60ZM65 174V173H64ZM18 175V174H17ZM256 176H257V173L253 170L252 171V173L250 174V177H249V180H254L255 178H256ZM101 177V176H100ZM16 181V180H15ZM57 181V180H56ZM94 181V180H93ZM73 182V181H72ZM92 182V181H91ZM119 182V181H118ZM45 183V182H44ZM95 183H96V181H95ZM116 184V183H115ZM159 184V183H158ZM58 185V184H57ZM65 185V184H64ZM122 185V184H121ZM56 186V185H55ZM60 186V185H59ZM97 186V185H96ZM118 186V185H117ZM50 187V186H49ZM122 187V186H121ZM54 188V187H53ZM52 188V189H53ZM56 188V187H55ZM62 188H63V186H62ZM159 188V187H158ZM56 189H58V188H56ZM60 189V188H59ZM91 189V188H90ZM54 190V189H53ZM101 190V189H100ZM48 191V190H47ZM55 191V190H54ZM64 191H65V189H64ZM104 191V190H103ZM42 192V191H41ZM53 192V191H52ZM60 192V191H59ZM90 194V193H89ZM120 194V193H119ZM39 195V194H38ZM12 196V195H11ZM11 196H7V195H3V197L4 198H7V199H9V197H11ZM1 197V196H0ZM2 198V197H1ZM52 198V197H51ZM11 199V198H10ZM128 202V201H127ZM123 203H124V201H123ZM133 203V202H132ZM88 204V203H87ZM74 205V204H73ZM193 205H194V200H192V199H190V200H188V201H186V211H184L183 210V213H184V215H186V216H188V218L189 217H191L192 218V216H193ZM26 207V206H25ZM49 207H50V205H49ZM79 207V206H78ZM82 207V206H81ZM124 207V206H123ZM158 207V206H157ZM59 208V207H58ZM150 208V207H149ZM30 209V208H29ZM151 209V208H150ZM39 210V209H38ZM82 211V210H81ZM93 211V210H92ZM72 212V211H71ZM158 212V211H157ZM69 213V212H68ZM87 213V212H86ZM90 213V212H89ZM88 213V214H89ZM73 214V213H72ZM71 214V215H72ZM37 215V214H36ZM75 215V214H74ZM91 215V214H90ZM165 215V214H164ZM53 216V215H52ZM79 216H80V214H79ZM86 216V215H85ZM93 216V215H92ZM66 217V216H65ZM87 217V216H86ZM184 217V216H183ZM204 217V216H203ZM27 218V217H26ZM35 218V217H34ZM52 218V217H51ZM158 218V217H157ZM187 218V217H186ZM224 218V217H223ZM229 218V217H228ZM63 219V218H62ZM67 219V218H66ZM89 219V218H88ZM94 219H95V217H94ZM97 219H98V217H97ZM71 220V219H70ZM69 220V221H70ZM90 220V219H89ZM91 220H92V218H91ZM195 220V219H194ZM225 220V219H224ZM2 221V220H1ZM62 221V220H61ZM67 221V220H66ZM66 221H65V223H66ZM78 221V220H77ZM84 221V220H83ZM185 221V220H184ZM183 221V222H184ZM189 221V220H188ZM235 221V220H234ZM93 222V221H92ZM95 222V221H94ZM182 222V224H184ZM232 222V221H231ZM259 222V221H258ZM61 223V222H60ZM186 223V222H185ZM261 223V222H260ZM56 224V223H55ZM62 224H63V222H62ZM67 224V223H66ZM78 224V223H77ZM88 224H89V221H88ZM187 224H189V223H187ZM206 224V223H205ZM58 225V224H57ZM65 225V224H64ZM67 225H69V224H67ZM80 225V224H79ZM191 225V224H190ZM62 226V225H61ZM70 226H72L73 227V225L71 224ZM78 226V225H77ZM88 226V225H87ZM196 226V225H195ZM71 227V228H72ZM79 227V226H78ZM84 227V226H83ZM95 227V226H94ZM185 227V226H184ZM193 227V226H192ZM201 227V226H200ZM209 227V226H208ZM207 227V228H208ZM226 227V226H225ZM238 227V226H237ZM236 227V229H238ZM68 229V228H67ZM209 229H211V228H209ZM209 229H206V230H209ZM240 229V228H239ZM256 229V228H255ZM254 229V230H255ZM74 230V229H73ZM106 230V229H105ZM187 230V229H186ZM196 230H197V227H196ZM198 230H199V228H198ZM242 230V229H241ZM251 230V229H250ZM67 231H69V230H67ZM81 231H83V230H81ZM203 231V230H202ZM213 231H214V229H213ZM213 231H212V233H213ZM237 231V230H236ZM252 231V230H251ZM261 231V230H260ZM65 232V231H64ZM73 232V231H72ZM72 232H70V233H72ZM184 232V231H183ZM4 233V232H3ZM67 233V232H66ZM189 233V232H188ZM191 233V232H190ZM210 233V232H209ZM211 233V234H212ZM1 234V233H0ZM58 234V233H57ZM68 234V233H67ZM77 234V233H76ZM86 234V233H85ZM64 235V234H63ZM78 235V234H77ZM82 235V234H81ZM175 235V234H174ZM192 235V234H191ZM215 235H216V233H215ZM69 236V235H68ZM83 236V235H82ZM189 236H190V234H189ZM58 237V236H57ZM65 237V236H64ZM71 236H69V238H70ZM76 237V236H75ZM210 237V236H209ZM215 237V236H214ZM73 238V237H72ZM84 238H86V237H84ZM116 238V237H115ZM121 238V237H120ZM162 238V237H161ZM213 238V237H212ZM229 238V237H228ZM13 239V238H12ZM59 239V238H58ZM106 240H107V238H105ZM108 239H110V238H108ZM112 239V238H111ZM113 239H114V237H113ZM112 239V240H113ZM124 239V238H123ZM198 239V238H197ZM199 239H201V238H199ZM227 239V238H226ZM262 239H264L263 237H262ZM53 240V239H52ZM206 240H208V238L206 239ZM219 240V239H218ZM228 240V239H227ZM240 240V239H239ZM56 241V240H55ZM100 241H102V239L100 240ZM118 241V240H117ZM193 241H195V240H193ZM200 241V240H199ZM213 241V240H212ZM224 241V240H223ZM222 240L220 241V243H218L216 240H215V243L217 242L218 244H216L219 248H217V250L216 251H218V252H220V253H222L223 252V256H232L233 254L232 253H234V252H236L237 253V251H234V252H232V250L230 249V246L229 245H227L226 244V242H225V246L227 245V248H228V251L226 250V247L224 246V242H223ZM122 242V241H121ZM161 242H162V244L164 245H162L163 247H165V249L167 248L168 250H170L169 248H170V246H171V243H170V241L167 239V238H164L163 240H161ZM203 242V241H202ZM210 240H209V243H208V241H207V243L204 241V244L206 243L208 246H210L211 244H210ZM223 242V243H222ZM238 242V241H237ZM49 243V242H48ZM89 243V242H88ZM91 243V242H90ZM99 244H100V242H98ZM193 243V242H192ZM201 242H199V244H200ZM214 243V244H215ZM2 244V243H1ZM80 244V243H79ZM82 244V243H81ZM80 244V245H81ZM83 244H84V242H83ZM113 244V243H112ZM126 244V243H125ZM195 244V242L192 244V245H194ZM196 244H197V242H196ZM203 244V245H204ZM214 244H212V245H214ZM230 244V243H229ZM48 245V244H47ZM63 245V244H62ZM67 245V244H66ZM80 245H78V247L80 246ZM85 245H86V243H85ZM88 245V244H87ZM92 245V244H91ZM174 245V244H173ZM183 245V244H182ZM187 245V244H186ZM185 245V246H186ZM202 245V244H201ZM243 245V244H242ZM27 246V245H26ZM42 246V245H41ZM77 246V245H76ZM95 246V245H94ZM190 246V245H189ZM22 247V246H21ZM45 247V246H44ZM92 247V246H91ZM115 247V246H114ZM118 247H120V246H118ZM174 247V246H173ZM188 247V246H187ZM196 247H201V246H197V245H195V246H193V248L195 249ZM80 248H82V247H80ZM85 248V247H84ZM93 248V247H92ZM95 248H97L96 246H95ZM94 248V249H95ZM117 248V247H116ZM192 248V247H191ZM192 248V249H193ZM204 248H206V246H204ZM27 249V248H26ZM35 249V248H34ZM43 249V248H42ZM52 249V248H51ZM79 249V248H78ZM98 249V248H97ZM101 249V248H100ZM110 249V248H109ZM119 249V248H118ZM122 249V248H121ZM138 249V248H137ZM166 249V250H167ZM199 249H203V248H198V250ZM209 249H212V248H210L209 247ZM209 249H208V251H209ZM243 249V248H242ZM258 249V248H257ZM16 250V249H15ZM49 250V249H48ZM56 250V249H55ZM124 250V249H123ZM122 250V251H123ZM172 250V249H171ZM174 250V249H173ZM178 250V249H177ZM191 250V249H190ZM224 250H226V251H224ZM27 251V250H26ZM42 251V250H41ZM41 251H39V252H41ZM53 251V250H52ZM81 251H82V249H81ZM80 251V252H81ZM86 251V250H85ZM94 251H96V249L94 250ZM100 251V250H99ZM106 251V250H105ZM160 251V250H159ZM193 251V250H192ZM203 251V250H202ZM205 251V250H204ZM203 251V252H204ZM207 251V252H208ZM241 251V250H240ZM262 250H260V252H261ZM79 252V253H80ZM84 252V251H83ZM83 252H81V253H83ZM98 252V251H97ZM124 252V251H123ZM171 252V251H170ZM194 252H196V250H194ZM206 252V253H207ZM210 253L212 252V251H209ZM213 252H214V254L216 255V257H217V255L219 256V253L218 254H216L215 253V251H214V249H213ZM27 253V252H26ZM53 253V252H52ZM100 253H102V251H100ZM109 253H112V252H109ZM210 253H209V256H207V257H210ZM235 253V254H236ZM240 253V252H239ZM246 253V252H245ZM259 253V252H258ZM257 253V254H258ZM72 254V253H71ZM84 254V253H83ZM83 254H81V255H83ZM85 254H86V252H85ZM90 254V253H89ZM97 253L95 252V255H96ZM103 254V253H102ZM106 254V253H105ZM105 254H104V256H105ZM165 254V253H164ZM170 254V253H169ZM177 254L178 253H176V256H177ZM212 254V253H211ZM263 254V253H262ZM26 255V254H25ZM45 255V254H44ZM55 255V254H54ZM60 255V254H59ZM68 255V254H67ZM78 255V254H77ZM101 255V254H100ZM107 255V254H106ZM110 255V254H109ZM114 255V254H113ZM127 255V254H126ZM202 255V254H201ZM240 255V254H239ZM259 255H260V253H259ZM79 256V255H78ZM90 256V255H89ZM98 256V255H97ZM97 256H96V258L94 257V259L92 258V260L94 261V260H96V261H98L97 260ZM102 256L103 255H101V258H102ZM123 256V255H122ZM163 256V255H162ZM244 256V255H243ZM70 257V256H69ZM83 257V256H82ZM88 257V256H87ZM107 257V256H106ZM105 257V258H106ZM110 257H112V256H110ZM117 257V256H116ZM115 257V258H116ZM168 257H169V255H168ZM171 257V256H170ZM169 257V258H170ZM173 257V256H172ZM179 257L180 256H178V259H179ZM201 257V256H200ZM212 257V256H211ZM213 257H215V256H213ZM212 257V258H213ZM220 257V256H219ZM230 257H228V259L230 258ZM233 257H236V258H238L237 256H233ZM232 257V258H233ZM84 258V257H83ZM126 258V257H125ZM175 258V257H174ZM177 258V257H176ZM175 258V259H176ZM203 258V257H202ZM221 258V257H220ZM48 259V258H47ZM58 259V258H57ZM68 259V258H67ZM73 259V258H72ZM77 259V258H76ZM80 259V258H79ZM85 259V258H84ZM83 259V260H84ZM103 259V258H102ZM153 259V258H152ZM165 259H166V255H165ZM174 259V260H175ZM208 259V258H207ZM210 259V258H209ZM208 259V260H209ZM217 259V258H216ZM223 259V258H222ZM235 259V258H234ZM245 259V258H244ZM36 260H38V259H36ZM81 260H82V258H81ZM82 260V261H83ZM100 260V259H99ZM122 260V259H121ZM129 260V259H128ZM128 260H126V261H128ZM134 260H135V258H134ZM169 260H171V259H169ZM208 260H207V262H208ZM220 260V259H219ZM63 261V260H62ZM70 261V260H69ZM72 261V260H71ZM86 261V260H85ZM92 261V262H93ZM95 261V262H96ZM162 261V260H161ZM173 261V260H172ZM204 261L206 262V259H204ZM211 261H212V259H211ZM217 261H218V259H217ZM236 261H238V260H236ZM245 261V260H244ZM67 262H68V260H67ZM92 262H90V263H92ZM103 262V261H102ZM104 262H106V260L104 261ZM171 262V261H170ZM169 262V263H170ZM176 262H177V260H176ZM210 262V261H209ZM223 262H225V261H223ZM235 262V261H234ZM26 263V262H25ZM60 263V262H59ZM65 263V262H64ZM79 264H81L80 262H78ZM89 263V262H88ZM89 263V264H90ZM120 262H118V264H119ZM129 263V262H128ZM128 263H126V264H128ZM132 263H135L134 261L133 262H131V264ZM138 263H140V262H138ZM146 263V262H145ZM174 263V262H173ZM179 263V262H178ZM215 263H216V261H215ZM237 263V262H236ZM58 264V263H57ZM75 264V263H74ZM77 264V263H76ZM93 264V263H92ZM96 264V263H95ZM102 264H104V263H102ZM141 264V263H140ZM180 264H182V263H180ZM196 264V263H195ZM211 264V263H210ZM219 264V263H218Z\"/></svg>",
  "mask_w": 264,
  "mask_h": 264
},
{
  "label": "flooded vegetation",
  "instance_id": "3",
  "mask_svg": "<svg viewBox=\"0 0 264 264\" xmlns=\"http://www.w3.org/2000/svg\"><path fill=\"white\" fill-rule=\"evenodd\" d=\"M176 42V45L178 44L179 45V43H180V41L179 40H176L175 41ZM194 42V41H193ZM124 45L128 48L129 46H131L133 43L131 42H129L130 44H128V41L126 42V41H124ZM139 43H140V41H139ZM138 41L135 43V45L136 46H139L138 44ZM192 43V42H191ZM203 42H198V41H195V43H192V44H194L193 45V52H194V54L196 55V56H205V59H209V60H211V61H213L214 60V56H215V53L218 55V50L219 49H216L215 47H214V45H212L211 46V44L212 43H209V44H206V43H208V42H204V44L205 45H203L202 44ZM143 44V43H142ZM200 44V45H199ZM135 45H133L132 46V48H129V50H131L129 53H131L132 55H131V60H133V69H134V71H135V74H138L137 73V70H140V69H142V70H148V67H149V61L147 62V60H146V58H144V57H141L140 56V49H139V47H135ZM177 45V50H179V46ZM215 45H217V43H215ZM197 48V50H196V48ZM205 48V49H203V48ZM200 48L202 49V50H200ZM133 49V50H132ZM199 49V50H198ZM129 50H127V51H129ZM135 51H136V53H135ZM220 51V53L222 52L223 53V51H221V50H219ZM178 52H180V50L178 51ZM198 54V55H197ZM136 55V56H135ZM206 55H207V57H209V58H207L206 57ZM210 55H212V56H210ZM134 56V57H133ZM136 57V58H135ZM213 59H212V58ZM220 57V56H219ZM218 57V58H219ZM137 58H138V60H137ZM135 60H137V61H135ZM140 60V61H139ZM143 60V61H142ZM196 60H197V57L195 58L194 57V60L193 61H195L196 62ZM140 63H139V62ZM142 61V62H141ZM194 62V63H195ZM105 63H107V64H105ZM138 63V64H137ZM198 63V62H197ZM211 63V62H210ZM104 64H105V69H107V70H111V68H112V70L110 71V73L113 71V65L112 64H110L109 65V62H104ZM131 64V63H130ZM135 64V65H134ZM143 64V65H142ZM109 65V66H108ZM139 65V66H138ZM142 65V67H140ZM209 65V64H208ZM107 66H108V68H107ZM119 67H121L120 65H118ZM138 67V69H137V67ZM202 66L203 67H205L206 68V66H205V64H204V62H200L199 63V67H198V71H197V69H196V67H192V68H194L195 70H191V71H187V70H185L184 68L182 69H180V67H179V69H178V67H177V70H175V77H174V79H175V82H176V87L178 86V88H179V90L180 91H183V88H182V84H184V85H186L187 87H188V90H184L183 92H187V94H188V96L191 98V99H194V98H192V95L193 96H195V98L197 99V100H199V101H202V102H200V103H202V104H205L206 102H207V100H206V96H208V94L210 93V95H212V94H216V93H218V95L220 94L221 95V97L222 96H224V94L226 95L227 94V92L228 91H232L233 93H235V94H237V92H235L233 89L234 88H236V87H234V85L236 86L237 85V87H240L239 89H243V90H247V89H245V88H242L239 84H236L237 82H236V78L235 79H233L234 78V76L235 75H228L227 73H224L223 71H220L218 68H214L213 70H217L218 69V71L219 72H221V74L223 75V76H225L226 74L228 75H226L225 76V78L224 77H222L223 79H224V81H225V83L228 81V84H229V82H231V81H234V82H232V83H234L233 85H232V83L231 84H229V86L231 87H229V88H227L228 86H226L225 85V83L223 84V82L222 83H219V82H216L215 84H212L213 83V79L211 78V75H210V73H212L211 72V68L210 67H207L208 69H205V68H202ZM155 67V66H154ZM156 67H157V65H156ZM201 67V68H200ZM140 68V69H139ZM200 68V69H199ZM161 69V71H162V67L160 68ZM211 69V70H210ZM185 70V71H184ZM203 70V71H202ZM206 70L208 71V72H206ZM160 71V72H161ZM183 71V72H182ZM157 72H159V71H157ZM119 73H120V71L118 72V70H117V73H116V76H119ZM177 73V74H176ZM187 73H189V75L187 74ZM207 73V74H206ZM182 75L183 76V80H181V78H182V76H179V75ZM185 74V75H184ZM138 76L139 77H136L137 79H142L143 78V75H139L138 74ZM145 76H147V75H145ZM177 76H179V77H181V78H179V77H177ZM185 76V77H184ZM199 76V77H198ZM201 76H202V78H201ZM142 77V78H141ZM187 77V78H186ZM194 79H193V78ZM195 77H196V79H195ZM229 77H231L230 79H229ZM233 77V78H232ZM177 78V79H176ZM190 78V79H189ZM192 78V79H191ZM198 78V79H197ZM207 78V79H206ZM131 79V78H130ZM179 79V80H178ZM228 79V80H227ZM233 79V80H232ZM188 81V83H187V81ZM231 80V81H230ZM183 81V82H182ZM185 81V82H184ZM194 81V82H193ZM199 81V82H198ZM191 82V83H190ZM200 82H201V85H200ZM196 83V84H195ZM204 83V84H203ZM227 84V83H226ZM227 84V85H228ZM131 85V86H130ZM150 85V84H149ZM181 86V87H180ZM191 86V87H190ZM193 86H195V87H193ZM212 86V87H211ZM220 86V87H219ZM223 86V87H222ZM131 87V88H130ZM193 87V88H192ZM215 87V88H214ZM182 88V89H181ZM190 88H192V89H194L193 91H192V89L190 90ZM204 88V89H203ZM210 88H211V90H210ZM218 88V89H217ZM226 89V90H225ZM231 89V90H230ZM132 90V92H129V91H131ZM201 90V91H200ZM209 90V91H208ZM127 91V92H126ZM150 91L155 95V96H157L156 98H157V100L160 102V104H164V96H162V94H163V92L162 93H160V91L159 90H151L150 89ZM155 91V92H154ZM193 92V94H192V92ZM117 92L119 93V101H120V103H121V105H123V107H124V109L125 110H137V109H139L140 110V112L142 113V115L144 116V120L142 119L141 120V122H140V124L138 123L139 121H137V120H134V121H131V123L129 124V127H132V128H141V131H143V132H145V133H148L147 131H149V129H153V128H155V129H157L159 126H160V124H158L159 126H154V125H157L156 123H158V118H155L154 119V121L153 122H150V119H149V117L150 116H152V114H155L154 113V110H159V108H163V106L162 105H153L152 104V101H153V98L149 95V89L147 90H145V88H140V87H137L136 85H133V84H128V86H126V87H121V89H117ZM125 93V95H123V97H120L122 94L121 93ZM138 92V93H137ZM145 92V93H144ZM195 92V93H194ZM200 92V93H199ZM209 92V93H208ZM214 92V93H213ZM123 93V94H124ZM135 93V94H134ZM156 93V94H155ZM208 93V94H207ZM176 94H178V92L176 93ZM191 95V96H190ZM200 95H201V97H200ZM138 96V97H137ZM140 96V97H139ZM143 98V99H142ZM147 98V99H146ZM126 100H127V102H126ZM139 100V101H138ZM162 100V101H161ZM138 101V102H137ZM150 102V103H149ZM174 102V101H173ZM173 102L172 101H169L168 102V105H170V104H173ZM137 103V104H136ZM140 103V104H139ZM227 104H229V102H225V105H227ZM156 106V107H155ZM161 106V107H160ZM136 107V108H135ZM143 107V108H142ZM151 107V108H150ZM155 107V108H154ZM149 109V110H148ZM145 110V111H144ZM147 111V112H146ZM178 112H180L179 110H177ZM161 112V111H160ZM147 115H145V114ZM149 114H151V115H149ZM149 115V116H148ZM147 119H149V121L147 120ZM154 122H155V124H154ZM151 126V127H150ZM143 128H144V130H143ZM129 132H132V130H130Z\"/></svg>",
  "mask_w": 264,
  "mask_h": 264
}]
</instances>
